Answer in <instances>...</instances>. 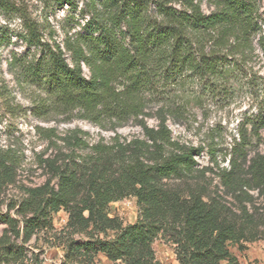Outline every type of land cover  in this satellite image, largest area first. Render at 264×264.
Returning <instances> with one entry per match:
<instances>
[{
	"label": "trees",
	"instance_id": "obj_1",
	"mask_svg": "<svg viewBox=\"0 0 264 264\" xmlns=\"http://www.w3.org/2000/svg\"><path fill=\"white\" fill-rule=\"evenodd\" d=\"M76 1L54 0L61 9ZM84 1L83 16L89 18L83 32L62 46L44 41L30 24L24 37L28 53L11 61L22 82L40 93L38 106L44 114L78 111L97 126L111 123L116 129L138 121L151 105L175 112L171 107L215 97L228 90L255 44L264 54L256 0H215L210 14L196 0ZM259 92L251 131L241 136L230 167L220 172L223 184L242 204L240 214L215 199L206 201L199 193L183 196L163 184L193 172L204 151L174 140L163 122L157 128L145 126L143 140L125 145L116 135L110 145L92 146L86 167L59 171L58 187L49 182L28 191L18 209L20 221L1 213L0 220L27 243L53 228L54 215L69 213L72 234L86 239L66 240L63 264H95L98 254L113 263L160 264L152 249L160 236L176 245L178 264H239L231 248L257 240L256 220L243 205L251 201L245 190L264 192V155L247 159L249 147L264 130V84ZM130 196L137 199L140 217L125 226L109 218L107 209ZM23 256L8 235L0 236V260Z\"/></svg>",
	"mask_w": 264,
	"mask_h": 264
},
{
	"label": "rangeland",
	"instance_id": "obj_2",
	"mask_svg": "<svg viewBox=\"0 0 264 264\" xmlns=\"http://www.w3.org/2000/svg\"><path fill=\"white\" fill-rule=\"evenodd\" d=\"M196 1L206 14L215 9V0ZM256 2L264 35V0ZM85 6L84 0H77L75 6L63 9L54 0H0V213L20 221L18 209L28 191L49 182L58 187L56 175L59 171L68 166L86 167L92 146L100 142L110 145L116 135L125 145L143 140L145 126L157 128L164 122L171 129L174 140L187 148H203L204 151L196 158L198 166L193 172L165 180L163 184L180 191L183 196L199 193L206 201L215 199L240 214L242 204L223 184L220 172L230 167V160L241 148V136L251 131V122L259 113V90L264 84V54L260 46L255 44V51L240 63L228 90L213 98H195L187 107H171L175 112H169L161 105H151L138 121L116 129L111 123H106L105 127L97 126L85 120L78 111L67 115L44 114L38 106L40 93L22 82L19 71L10 65L11 61L14 56L22 57L28 53L30 48L24 37L30 24L38 27L44 41L62 46L68 38L83 32L89 18L83 16ZM84 72L89 76L86 67ZM260 135V140L248 149V160L264 155V130ZM76 138L88 146L76 145ZM245 192L251 196V201L243 205H247L256 220L257 240L232 247L231 252L239 264H264V192ZM82 194L84 189L79 198ZM107 214L126 226L138 221L140 208L137 199L130 196L111 203ZM85 216L88 217V212ZM68 223L69 213L62 210L53 216L52 229L38 232L24 243L21 238H16L9 224L0 220V236L8 235L11 243L20 246L24 253L21 259L4 258L0 264H63L66 240L86 239L82 234L73 235ZM152 249L160 264H178L176 245L170 237L160 236ZM94 262L124 264L113 263L102 254L96 255Z\"/></svg>",
	"mask_w": 264,
	"mask_h": 264
}]
</instances>
